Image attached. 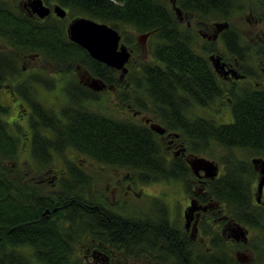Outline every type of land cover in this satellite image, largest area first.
Segmentation results:
<instances>
[{
    "label": "flooded vegetation",
    "instance_id": "1",
    "mask_svg": "<svg viewBox=\"0 0 264 264\" xmlns=\"http://www.w3.org/2000/svg\"><path fill=\"white\" fill-rule=\"evenodd\" d=\"M156 1L168 5L176 56L202 58L169 81L143 76L154 30L114 28L123 68L69 38L77 18L105 23L92 16L106 0H0V16L84 50L68 57L50 40L27 51L0 31L1 116L19 149L7 176L27 198L26 235L0 234L11 264H264V0ZM206 121L234 122L235 143L208 139ZM113 122L139 131L142 156L87 150ZM8 255L0 249V264Z\"/></svg>",
    "mask_w": 264,
    "mask_h": 264
},
{
    "label": "trees",
    "instance_id": "2",
    "mask_svg": "<svg viewBox=\"0 0 264 264\" xmlns=\"http://www.w3.org/2000/svg\"><path fill=\"white\" fill-rule=\"evenodd\" d=\"M97 9L103 13H99L93 18L105 22L117 30H121V24L123 22L133 25L135 31H148L154 30L153 35L161 40V42L154 47L150 55L153 61L160 62L161 65L158 67L153 65V61L145 62L143 68V76L145 77H160L166 81L172 78V69L181 68L189 69L193 66L191 63L201 61L202 58L191 55L189 52H181L176 56L175 49L169 36L168 22L169 12L168 5L158 2L156 0H128L125 6L119 7L110 3L106 0L103 5L97 4ZM24 21L19 17L10 19L8 16H0V31H5L15 39L16 47L27 48L26 50L40 51V45L46 41L54 40L55 45L58 48H63V51L58 53L69 54L68 57L74 55L84 56V50L78 45L74 44L67 39L66 36L62 39L46 34V28L42 27H29V25L23 23ZM155 32V33H154ZM79 57V56H77ZM80 60V58H79ZM173 62H188V65H174ZM210 101V100H209ZM200 101H193V103H199ZM0 108V234L9 230L12 225L19 227V236L23 234L25 228L24 221L25 209L24 206L27 202L26 189L23 185L13 186L10 178L7 176L10 160L18 156V148L13 145L12 139H10L9 129L6 122L1 116ZM201 119L194 117L191 125L194 127L193 135L201 137L205 133L199 132L196 126L201 125ZM208 128L206 129V136L208 139H214L225 145H232L235 143V132L233 126L234 122H228L225 124H215L212 121H206ZM99 126H97V129ZM111 133V134H110ZM110 134V135H109ZM139 131H129L128 127L116 126L113 122V129L109 131L97 130V135L86 138L88 141H96V146H88L87 150L92 152L95 156H107V157H124V156H135L140 157L141 149H139V140L137 135ZM89 134H87V137ZM11 140V146L8 144ZM110 143L112 146H109ZM19 206V207H16ZM16 215V216H15ZM130 235L131 231L136 232V228H129ZM151 228L145 227V232L149 233ZM136 234V233H135ZM31 235H38L32 234ZM9 233L7 237L4 236V241L0 244L1 253L3 256L10 253V242L8 241ZM3 264H11V257L4 258Z\"/></svg>",
    "mask_w": 264,
    "mask_h": 264
},
{
    "label": "water",
    "instance_id": "3",
    "mask_svg": "<svg viewBox=\"0 0 264 264\" xmlns=\"http://www.w3.org/2000/svg\"><path fill=\"white\" fill-rule=\"evenodd\" d=\"M68 36L94 59L115 68H123L128 59L129 53L126 48L123 45L118 48V32L106 23L77 18L69 24ZM197 161H204L212 167L211 161L205 159H197ZM194 162L196 161L191 162L192 166Z\"/></svg>",
    "mask_w": 264,
    "mask_h": 264
},
{
    "label": "rangeland",
    "instance_id": "4",
    "mask_svg": "<svg viewBox=\"0 0 264 264\" xmlns=\"http://www.w3.org/2000/svg\"><path fill=\"white\" fill-rule=\"evenodd\" d=\"M21 158H23V155L21 156ZM23 160V159H22Z\"/></svg>",
    "mask_w": 264,
    "mask_h": 264
}]
</instances>
